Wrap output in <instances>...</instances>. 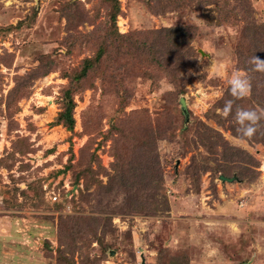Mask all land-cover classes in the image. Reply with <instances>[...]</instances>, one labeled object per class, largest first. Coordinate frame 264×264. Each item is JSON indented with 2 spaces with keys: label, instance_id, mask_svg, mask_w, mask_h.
I'll use <instances>...</instances> for the list:
<instances>
[{
  "label": "rangeland",
  "instance_id": "1",
  "mask_svg": "<svg viewBox=\"0 0 264 264\" xmlns=\"http://www.w3.org/2000/svg\"><path fill=\"white\" fill-rule=\"evenodd\" d=\"M223 1L0 0V264H264V0Z\"/></svg>",
  "mask_w": 264,
  "mask_h": 264
},
{
  "label": "clouds",
  "instance_id": "2",
  "mask_svg": "<svg viewBox=\"0 0 264 264\" xmlns=\"http://www.w3.org/2000/svg\"><path fill=\"white\" fill-rule=\"evenodd\" d=\"M252 64L256 71L264 72V59L253 55ZM229 93L232 97L240 98L249 94L251 85L246 74L234 72L228 80ZM232 112V101H226L222 115L227 117ZM264 118V110L254 108H237L234 113L235 123L239 126L238 132L243 137H251L256 131L258 121Z\"/></svg>",
  "mask_w": 264,
  "mask_h": 264
},
{
  "label": "trees",
  "instance_id": "3",
  "mask_svg": "<svg viewBox=\"0 0 264 264\" xmlns=\"http://www.w3.org/2000/svg\"><path fill=\"white\" fill-rule=\"evenodd\" d=\"M111 1L115 4L114 13H113V16H112V17H114V16H116V14L118 12L119 6H118V3H117V0H111ZM217 1L219 2V0H217ZM223 2H226V0H224ZM259 28H260V26H259ZM179 30H180V28H169V29H166L164 33H166V34H168V33L169 34H176ZM70 109H72V108L71 107H67V109H66V111L64 113V114H66V115H64L65 116V120L68 122L69 126H71L73 124L72 116L70 114ZM258 131L261 132V135L264 138V118H262L260 121H258V123L256 125L255 133L258 132Z\"/></svg>",
  "mask_w": 264,
  "mask_h": 264
},
{
  "label": "water",
  "instance_id": "4",
  "mask_svg": "<svg viewBox=\"0 0 264 264\" xmlns=\"http://www.w3.org/2000/svg\"><path fill=\"white\" fill-rule=\"evenodd\" d=\"M180 104H181V107L183 109V111H185V101L183 98H180ZM219 179L222 180V181H227V182H231L233 180V178H227L223 175H220L219 176Z\"/></svg>",
  "mask_w": 264,
  "mask_h": 264
},
{
  "label": "built area",
  "instance_id": "5",
  "mask_svg": "<svg viewBox=\"0 0 264 264\" xmlns=\"http://www.w3.org/2000/svg\"><path fill=\"white\" fill-rule=\"evenodd\" d=\"M56 198L55 197H53V200H55Z\"/></svg>",
  "mask_w": 264,
  "mask_h": 264
}]
</instances>
